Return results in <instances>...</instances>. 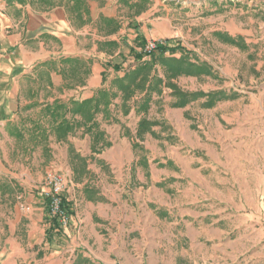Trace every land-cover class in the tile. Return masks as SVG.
Segmentation results:
<instances>
[{"label":"crops","instance_id":"crops-1","mask_svg":"<svg viewBox=\"0 0 264 264\" xmlns=\"http://www.w3.org/2000/svg\"><path fill=\"white\" fill-rule=\"evenodd\" d=\"M175 1L0 0V107H4L0 111V234L14 238L12 243H16L26 228H35L36 223L30 225L25 216L33 211H42V217L47 214L45 199V207L33 204L37 199L34 188L48 166L53 167L59 161L68 164L73 169L74 180L79 178L70 158L72 151L85 159L94 156L101 169L108 164L115 166L116 163L110 162L106 154L108 150H113L117 134L105 123L122 120V115L125 116L122 102L117 99L106 113L103 105L98 111L95 102L92 105L95 114L90 121L84 104L100 90L109 88L114 78L123 77L135 68L138 64L136 56L150 41L164 39L180 43L176 38L178 34L175 35L171 28L170 12L183 7L179 8ZM227 31L236 35L230 28ZM260 88L263 95L260 100H254L255 105L260 107V114L258 116L256 112L255 118L250 120L251 124L248 110L243 114H219L221 105L227 106L231 101L220 102L211 109L214 113L210 120L219 133L209 132L211 141L206 148L199 143L193 146L201 150L191 162L184 164L185 158L180 160L181 175H169L166 168L159 167L166 162H159L155 167L149 164L147 173L151 185L144 200L152 203V191L154 194L162 192L165 198L167 193L161 187L166 186L169 178L175 179L178 189L185 184V179L188 180L187 185H195L200 180L221 188L230 185V179H233L239 187L241 179H247L248 162L259 166L263 178L264 85ZM140 106L131 104V113L139 118L138 124L143 118L155 124L146 138L157 137L155 127L167 121L174 125L180 136L182 116L177 112L165 109L166 114L163 112V115L155 116V100L150 102L147 113H139ZM62 122L72 125L73 130L67 134L58 130ZM104 140L111 146L100 151ZM142 144L149 155L155 153L146 142ZM192 144L195 143L192 141ZM6 156L11 158L10 162ZM203 158L207 161L200 164ZM129 161L134 166L135 158ZM40 171L41 175L35 174ZM87 171L89 174L85 179L92 175L88 166ZM260 186H264L263 181ZM86 188L91 190L92 199L88 198ZM178 189L176 201L180 203L177 207L181 210L182 204L192 200H189V191ZM99 190L88 184L83 190L85 199L74 200L65 196L74 212L69 227L72 228L73 222L77 225L82 216L85 225L80 229L89 233L98 244L97 252L108 241L106 235L109 238L114 236L119 214L116 198L110 196L105 187ZM162 194H159L161 199ZM163 201H158L160 207L167 206L166 200ZM23 207H28L29 211H24ZM33 215L39 220L38 214ZM186 215L195 217L193 214ZM181 222L184 220L181 219ZM64 233L68 232L64 230ZM89 242L90 238L85 243ZM85 243L82 249L88 253ZM111 243L113 246V241ZM90 257L94 262L111 264L100 255ZM5 264H18V261L12 258Z\"/></svg>","mask_w":264,"mask_h":264},{"label":"rangeland","instance_id":"rangeland-1","mask_svg":"<svg viewBox=\"0 0 264 264\" xmlns=\"http://www.w3.org/2000/svg\"><path fill=\"white\" fill-rule=\"evenodd\" d=\"M176 1L179 8H183L170 12L171 28L175 35L178 34L176 38L185 50V57L197 66L208 64L213 72V75L203 73L174 77L168 74L165 67L156 66L157 76L163 82L151 92V101L155 100L157 104L154 115L161 116L163 112L167 113L165 109H173L170 112L182 116V135L179 136L174 125L167 121L155 127L157 137L146 138V133L143 139L137 138L139 118L133 116L132 108L130 114L126 116L124 113L119 122L105 123L117 134L113 150H108L106 154L110 162L116 163L115 166L108 164L101 169L95 157L89 156L88 167L92 175L82 182H75L71 166L69 168L68 164H61L60 161L53 167L50 165L42 172L43 178L36 183L34 191L37 199L33 205L45 207V181L51 173L65 178L64 195L74 200L86 198L83 190L88 184L98 191L105 187L118 202L119 214L114 236L109 238L106 235L108 241L97 252L98 244L89 233L80 229L85 225V220L80 216L81 222L77 225L73 222L72 228L69 224L64 229L68 233L60 238L55 237L51 244L45 235L50 226L46 221L49 219L41 216L42 211H33L39 215V220L33 213L25 216V220L30 221V225L36 223L35 228H26L16 243L11 242L14 238L0 234V264L12 258L17 259L18 264H86L85 259L94 262L90 256L95 255L102 256L111 264H264V186H260L261 181L264 183V176L261 178L255 162H248L247 179L242 178L239 187L233 179L225 188L200 180L195 185H187L188 180L185 179V184L179 189L189 191V200L193 202L179 205L181 210L177 207L180 204L176 197L178 188L173 178H169L166 186L161 187L167 193L165 198L162 192L161 199L159 191V194L152 191V203L144 200L151 185L147 166L155 167L159 162H166L159 167L166 168L169 175H181L180 160L185 158L184 164L191 162L201 150L193 146L199 143L206 148L211 141L210 133H219L210 117L214 113L211 109L220 102L232 103L221 105L219 114H243L248 110L249 124L256 112L258 116L260 114V107L255 105L254 100H260L263 95L260 87L264 85V0ZM229 28L236 35L228 32ZM226 38L235 43L226 42ZM166 57L180 60L182 53H167ZM175 88L185 94H210L224 90L238 97L220 101L212 108L203 107L207 96L183 107H175L179 100L173 96ZM136 96L141 98L140 94ZM118 100L122 102L120 98ZM142 142L151 146L155 153L149 155ZM135 143L142 148H134ZM6 158L11 161L10 157ZM131 158H135L134 166L128 162ZM205 161L203 158L200 164ZM36 173L41 175V171ZM163 199L167 202L166 207L158 204L159 200L164 202ZM186 214H193L198 219ZM99 228L108 233L106 229ZM89 238L90 242L85 243ZM83 243L88 253L83 252Z\"/></svg>","mask_w":264,"mask_h":264},{"label":"trees","instance_id":"trees-1","mask_svg":"<svg viewBox=\"0 0 264 264\" xmlns=\"http://www.w3.org/2000/svg\"><path fill=\"white\" fill-rule=\"evenodd\" d=\"M226 42L235 43L233 40H229L226 38ZM185 50L180 46V44H176V42H172L171 40H166L165 45H159L158 49L154 51L150 55H145L141 53L136 56V60L138 64L135 68L130 69L125 73L123 77H116L110 82L109 88H104L100 90L96 96H94L91 100L85 102V106L87 108L88 119L90 121L91 116L95 114V102L97 103L98 111L100 106L103 105L105 113L110 111L111 105L117 100H122V109L123 112L127 115L131 110V102L134 103L135 106L141 104L138 112L147 113L149 110V104L152 100L151 92L157 90V88L162 84V80L157 76L156 66L159 64L167 69V72L170 76H194L199 74H207L213 75V72L208 64L196 65L191 63L188 58L185 57ZM178 52L182 53V57L180 60H169L166 55L167 53L176 54ZM149 57L150 60L145 61L144 58ZM154 73V74H153ZM152 77V78H151ZM151 78V80H150ZM107 81L105 76V82ZM137 94H140L141 98H137ZM143 95V96H141ZM173 96L179 98L178 102L174 104L175 107H183L190 103L191 101L197 100L200 97L207 96L208 100L203 104L205 108H212L216 105V103L228 99H233L238 97L237 94H233V92L228 91H216L210 94H185L184 92L174 89ZM85 108V109H86ZM84 109V110H85ZM4 107H0V111L2 112ZM92 113V115H91ZM124 114V115H125ZM155 124L150 123L146 118L142 119L137 128V138L143 139L144 134L151 132V128ZM58 130L64 132L65 134L71 132L73 130L72 125L67 122H62L58 126ZM111 146L110 142L104 140L100 151L103 149L109 148ZM134 148H141V146L137 143L134 144ZM70 158L73 166L75 167V174H79V178H75V181L82 182L84 177L89 174L87 171V159L81 157L79 154L74 151L71 152ZM86 193L89 199H92V193L89 188H86ZM91 193V194H90ZM63 209L69 217L74 215L72 211V207L70 203L67 201L66 197L63 201ZM47 219L48 223H50L49 228L46 230L45 235L47 240L53 244L55 237H63L65 236L64 228L59 224L58 219H52L49 215V210L47 209ZM82 257V256H79ZM86 264H102L91 262L88 259H85Z\"/></svg>","mask_w":264,"mask_h":264},{"label":"built area","instance_id":"built-area-1","mask_svg":"<svg viewBox=\"0 0 264 264\" xmlns=\"http://www.w3.org/2000/svg\"><path fill=\"white\" fill-rule=\"evenodd\" d=\"M166 41H150L142 49V53L150 55L158 49L159 45H165ZM45 185L47 190L44 191L43 196L47 202L50 218L58 219L62 228H66L71 221L65 210L63 209V201L65 198L64 192L66 187L65 178L58 173H51L47 176ZM24 211H29L28 207H23Z\"/></svg>","mask_w":264,"mask_h":264}]
</instances>
